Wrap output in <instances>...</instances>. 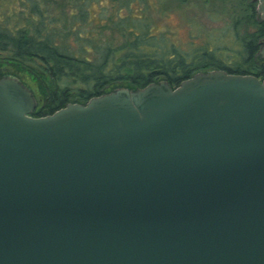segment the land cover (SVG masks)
Wrapping results in <instances>:
<instances>
[{
  "label": "water",
  "instance_id": "1",
  "mask_svg": "<svg viewBox=\"0 0 264 264\" xmlns=\"http://www.w3.org/2000/svg\"><path fill=\"white\" fill-rule=\"evenodd\" d=\"M35 107L0 78V264H264V78Z\"/></svg>",
  "mask_w": 264,
  "mask_h": 264
},
{
  "label": "trees",
  "instance_id": "2",
  "mask_svg": "<svg viewBox=\"0 0 264 264\" xmlns=\"http://www.w3.org/2000/svg\"><path fill=\"white\" fill-rule=\"evenodd\" d=\"M12 1L20 5L18 11L0 18V55L7 56L0 60V69L6 70L0 78L16 77L31 91L35 118L117 89L137 91L161 81L174 89L209 71L264 78L259 55L264 21L255 3L248 4L247 17L257 32L246 33L233 60L225 62L215 51L183 50L153 33L144 0ZM135 2L143 9L134 10ZM96 5L100 9L93 14ZM107 30L120 35L116 46L103 37Z\"/></svg>",
  "mask_w": 264,
  "mask_h": 264
},
{
  "label": "rangeland",
  "instance_id": "3",
  "mask_svg": "<svg viewBox=\"0 0 264 264\" xmlns=\"http://www.w3.org/2000/svg\"><path fill=\"white\" fill-rule=\"evenodd\" d=\"M145 1L149 5L143 13L152 19L153 33L168 37L169 41L183 50L206 48L215 51L217 58L225 62L233 60L246 33L257 32L256 25H252L247 17L249 12L247 6L249 3L253 4V0ZM103 5L106 3L104 2ZM19 7L20 5L12 0H0V18L18 11ZM139 8L143 9V6L135 2L133 9ZM99 9L100 6H93L91 12L95 14ZM93 26L91 24L90 28ZM103 37L113 46H116L120 40V35L108 30L103 33ZM263 48L264 40L260 39V51ZM6 58V55H0V60ZM5 71L0 69V73Z\"/></svg>",
  "mask_w": 264,
  "mask_h": 264
},
{
  "label": "flooded vegetation",
  "instance_id": "4",
  "mask_svg": "<svg viewBox=\"0 0 264 264\" xmlns=\"http://www.w3.org/2000/svg\"><path fill=\"white\" fill-rule=\"evenodd\" d=\"M253 2L255 3V9H256V13L258 14L257 12V5H258V0H253ZM259 15V14H258ZM261 20V19H260Z\"/></svg>",
  "mask_w": 264,
  "mask_h": 264
}]
</instances>
